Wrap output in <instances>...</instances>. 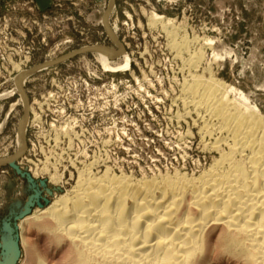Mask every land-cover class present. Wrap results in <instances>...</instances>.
<instances>
[{
  "label": "rangeland",
  "instance_id": "374dc122",
  "mask_svg": "<svg viewBox=\"0 0 264 264\" xmlns=\"http://www.w3.org/2000/svg\"><path fill=\"white\" fill-rule=\"evenodd\" d=\"M207 80L264 122V0H0V264L79 171L202 173L225 134L184 89Z\"/></svg>",
  "mask_w": 264,
  "mask_h": 264
},
{
  "label": "bare ground",
  "instance_id": "6f19581e",
  "mask_svg": "<svg viewBox=\"0 0 264 264\" xmlns=\"http://www.w3.org/2000/svg\"><path fill=\"white\" fill-rule=\"evenodd\" d=\"M96 51L110 67L113 52ZM219 86L207 80L184 89L225 134L207 147L218 156L202 173L79 171L68 193L22 219L25 264H56L60 256L63 264H264V122Z\"/></svg>",
  "mask_w": 264,
  "mask_h": 264
},
{
  "label": "crops",
  "instance_id": "0c3cea01",
  "mask_svg": "<svg viewBox=\"0 0 264 264\" xmlns=\"http://www.w3.org/2000/svg\"><path fill=\"white\" fill-rule=\"evenodd\" d=\"M40 1H44V2H47V0H40Z\"/></svg>",
  "mask_w": 264,
  "mask_h": 264
},
{
  "label": "water",
  "instance_id": "95a60500",
  "mask_svg": "<svg viewBox=\"0 0 264 264\" xmlns=\"http://www.w3.org/2000/svg\"><path fill=\"white\" fill-rule=\"evenodd\" d=\"M111 55L113 54V53H110ZM13 167H15V165H13Z\"/></svg>",
  "mask_w": 264,
  "mask_h": 264
}]
</instances>
